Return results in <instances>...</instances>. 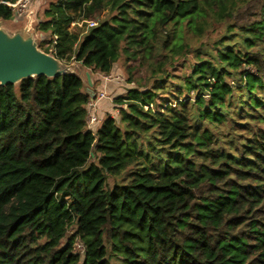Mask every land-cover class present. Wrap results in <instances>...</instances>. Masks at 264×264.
<instances>
[{"label":"trees","instance_id":"trees-1","mask_svg":"<svg viewBox=\"0 0 264 264\" xmlns=\"http://www.w3.org/2000/svg\"><path fill=\"white\" fill-rule=\"evenodd\" d=\"M249 1L51 3L40 47L92 86L122 57L129 87L88 127L98 94L77 75L0 85V264H264V0Z\"/></svg>","mask_w":264,"mask_h":264},{"label":"water","instance_id":"water-1","mask_svg":"<svg viewBox=\"0 0 264 264\" xmlns=\"http://www.w3.org/2000/svg\"><path fill=\"white\" fill-rule=\"evenodd\" d=\"M10 20H16L13 14ZM0 18V85L18 83L28 77L45 76L53 78L63 74H74L81 78V68L75 61L66 63L53 53L43 50L39 43L43 34L36 35L31 14L27 13L21 24L9 26ZM92 84L90 74L85 73ZM82 79V78H81Z\"/></svg>","mask_w":264,"mask_h":264},{"label":"rangeland","instance_id":"rangeland-1","mask_svg":"<svg viewBox=\"0 0 264 264\" xmlns=\"http://www.w3.org/2000/svg\"><path fill=\"white\" fill-rule=\"evenodd\" d=\"M53 1L57 0H31L30 5H29V11L31 13V24L45 19V15H48L49 12V7ZM246 10L248 11H254L255 10V2L254 0H250L247 3L241 4V12H245ZM26 15V14H25ZM25 15L17 16L15 17L17 21L15 20H7L6 23L9 26L16 27L17 25L21 24V21L25 19ZM245 19V18H244ZM34 24V28H35ZM36 35L39 34V32L36 31ZM44 49H48L49 45H43L42 46ZM78 63V62H76ZM80 68H81V78L84 82L85 85H88L90 87V90L93 89L92 93L97 92L98 98L95 101H92L93 103V112L97 115L98 111V103L102 101L105 106L101 108L102 113L99 115L100 117L104 113H110L114 117L118 118L119 117V104L114 102V98L122 93L129 87L128 84V77H129V72L126 70V67L123 63L122 57L118 59V61L113 65L112 70L108 75H104L102 73H96L93 75V79L95 80L94 86H90L87 82V78L85 76V73L88 72L90 74V71L86 69L84 66H82L80 63H78ZM90 79L92 81V77L90 74ZM103 93V95H100ZM100 117H96V121L101 119ZM94 123V124H95ZM93 160H95L92 157ZM109 181L112 183V179L110 178ZM76 252H79L76 250Z\"/></svg>","mask_w":264,"mask_h":264},{"label":"built area","instance_id":"built-area-1","mask_svg":"<svg viewBox=\"0 0 264 264\" xmlns=\"http://www.w3.org/2000/svg\"><path fill=\"white\" fill-rule=\"evenodd\" d=\"M30 2H31V0H16L15 2L8 3V4L11 6L13 14L15 15V17H17V16H21V15H25L27 13H30V12H28ZM94 24H95L94 21H88V23H87L88 26H93ZM100 95H103V93H101ZM88 105H89V108H88V113H87V123H88V127H90L96 121V114L93 112V103L89 102ZM89 160H91V159H89ZM93 161L95 163H97L96 159ZM74 247H75V251L76 250L79 251L77 253H83V247L81 246V244L79 242H76L74 244Z\"/></svg>","mask_w":264,"mask_h":264},{"label":"crops","instance_id":"crops-1","mask_svg":"<svg viewBox=\"0 0 264 264\" xmlns=\"http://www.w3.org/2000/svg\"><path fill=\"white\" fill-rule=\"evenodd\" d=\"M101 108H102V105H98V113H99V114L102 113Z\"/></svg>","mask_w":264,"mask_h":264}]
</instances>
